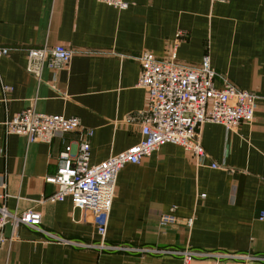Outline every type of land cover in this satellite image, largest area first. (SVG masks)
Instances as JSON below:
<instances>
[{
    "label": "crops",
    "instance_id": "1",
    "mask_svg": "<svg viewBox=\"0 0 264 264\" xmlns=\"http://www.w3.org/2000/svg\"><path fill=\"white\" fill-rule=\"evenodd\" d=\"M126 2L120 11L96 0H0V48L77 53L39 78L28 73L24 53L0 58V208L41 215L38 228L0 231V264H182L173 252L184 250L203 255L194 264L218 255L226 256L221 264H264V0ZM180 32L178 61L196 67L208 55L217 74L260 97L254 121L231 132L204 124L201 165L172 144L125 165L102 239L90 212L70 199L44 201L57 192L47 179L57 175L60 154L80 134L30 144L5 123L28 108L78 118L93 132L91 164L127 152L142 139L139 115L148 106L137 57L166 59ZM172 211L184 223L193 218L192 227L162 228L161 216Z\"/></svg>",
    "mask_w": 264,
    "mask_h": 264
},
{
    "label": "built area",
    "instance_id": "2",
    "mask_svg": "<svg viewBox=\"0 0 264 264\" xmlns=\"http://www.w3.org/2000/svg\"><path fill=\"white\" fill-rule=\"evenodd\" d=\"M96 1L120 11L129 6L126 0ZM217 1L219 0H212ZM182 36V32L177 35L164 60L148 52L137 57L141 68L137 86L147 92L148 106L139 115L142 139L127 152L112 156L101 164H91L88 140L93 132L85 129L78 118L40 114L34 108H28L5 123L9 135L22 136L30 144H48L55 138L64 139L80 134L81 140L76 147L69 143L60 154L57 175L47 179L48 183L57 187V192L44 201L59 203L70 199L74 208L90 212L96 220V232L102 239L106 237L118 176L125 165L142 164L165 144L183 148L201 165L206 152L199 130L204 124H217L231 132L242 124L254 121L260 97L253 92L238 89L227 78L217 74L208 55L196 67L180 63L177 49ZM15 53L25 54L27 71L37 78L44 68L59 70L67 66L77 54L64 46H46L40 49L0 48V58L10 57ZM218 82H221L219 88L216 87ZM5 90L11 89L6 87ZM211 168L218 170L222 167L215 163ZM193 222V218H190L184 223L173 211L160 218L162 228L182 223L190 228ZM20 223L38 228L41 215L35 210L12 214L6 208H0V231L8 224L17 226ZM51 237L60 243H68L55 236ZM100 248L114 250L104 245H100ZM173 254L181 257L182 264H194L196 258L203 256L189 250ZM215 258L216 261L209 264H221L226 256L218 255ZM252 259L256 258H245V262L240 264H253Z\"/></svg>",
    "mask_w": 264,
    "mask_h": 264
},
{
    "label": "bare ground",
    "instance_id": "3",
    "mask_svg": "<svg viewBox=\"0 0 264 264\" xmlns=\"http://www.w3.org/2000/svg\"><path fill=\"white\" fill-rule=\"evenodd\" d=\"M177 56H178V53H177Z\"/></svg>",
    "mask_w": 264,
    "mask_h": 264
}]
</instances>
